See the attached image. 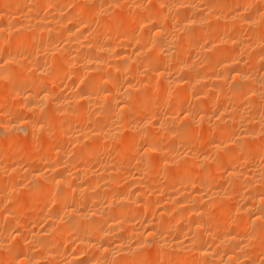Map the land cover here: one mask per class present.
Listing matches in <instances>:
<instances>
[{"label":"bare ground","instance_id":"obj_1","mask_svg":"<svg viewBox=\"0 0 264 264\" xmlns=\"http://www.w3.org/2000/svg\"><path fill=\"white\" fill-rule=\"evenodd\" d=\"M0 264H264V0H0Z\"/></svg>","mask_w":264,"mask_h":264}]
</instances>
